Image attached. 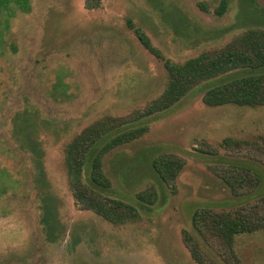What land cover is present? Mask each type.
Masks as SVG:
<instances>
[{"label": "rangeland", "instance_id": "374dc122", "mask_svg": "<svg viewBox=\"0 0 264 264\" xmlns=\"http://www.w3.org/2000/svg\"><path fill=\"white\" fill-rule=\"evenodd\" d=\"M84 3L0 0V264H198L184 231L223 264L193 229V213L200 207L233 211L248 199L234 197L214 168L251 165L219 145L264 134V107L207 106L204 94L219 83L213 80L142 123L149 127L145 136L103 158L112 183L104 197L137 206V193L151 186L159 191L155 206L123 225L75 204L67 148L101 119L143 110L168 85L163 62L142 46L128 20L166 59L183 64L264 30V9L230 0L218 17L220 0H103L97 10ZM147 148L185 161L175 194L158 181L149 160L146 169H132L137 182L123 181ZM89 176L84 168L82 180L91 185ZM262 195L264 181L254 197ZM234 251L242 264H264V231L237 236Z\"/></svg>", "mask_w": 264, "mask_h": 264}, {"label": "trees", "instance_id": "16d2710c", "mask_svg": "<svg viewBox=\"0 0 264 264\" xmlns=\"http://www.w3.org/2000/svg\"><path fill=\"white\" fill-rule=\"evenodd\" d=\"M249 1L259 6L255 0ZM102 3L103 0H85L84 7L97 10ZM229 3L230 0H220L218 8L214 10L216 16H223ZM199 7L209 12L207 4L199 3ZM128 27L142 46L163 62L169 76L168 85L163 94L143 110L126 117L108 116L87 127L68 146L66 156L67 174L75 204L80 210L92 211L114 225L140 219L144 210L159 201V191L155 186L136 194L137 206L101 194L112 187L103 169L104 156L115 148L145 136L149 127L142 123L171 110L192 89L213 80L219 83L204 94L203 102L207 106L264 107V30L250 31L221 50L204 52L183 64H177L166 59L132 20H128ZM219 147L232 157L251 162V165L221 163L214 168V173L234 197L248 199L233 211L200 207L193 213L192 226L206 246L219 255L223 264H242L234 251L236 237L264 231V195L254 197L264 181V134L251 140L226 138ZM155 152L157 148L141 151L135 167L127 169L122 179L137 182L140 176L135 177L132 169H146L149 160L158 181L175 194L176 180L185 161L172 154ZM202 152L217 156L219 149H204ZM84 168L90 169L91 185L82 180ZM183 241L198 264H217L203 251L200 241L191 232H183Z\"/></svg>", "mask_w": 264, "mask_h": 264}, {"label": "water", "instance_id": "95a60500", "mask_svg": "<svg viewBox=\"0 0 264 264\" xmlns=\"http://www.w3.org/2000/svg\"><path fill=\"white\" fill-rule=\"evenodd\" d=\"M255 2L264 9V0H255Z\"/></svg>", "mask_w": 264, "mask_h": 264}]
</instances>
